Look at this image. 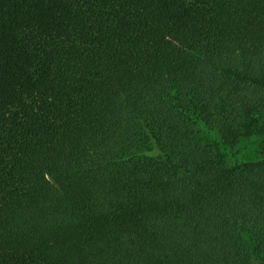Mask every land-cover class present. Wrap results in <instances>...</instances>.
I'll list each match as a JSON object with an SVG mask.
<instances>
[{"label":"trees","instance_id":"obj_1","mask_svg":"<svg viewBox=\"0 0 264 264\" xmlns=\"http://www.w3.org/2000/svg\"><path fill=\"white\" fill-rule=\"evenodd\" d=\"M0 264H264V0H0Z\"/></svg>","mask_w":264,"mask_h":264},{"label":"rangeland","instance_id":"obj_2","mask_svg":"<svg viewBox=\"0 0 264 264\" xmlns=\"http://www.w3.org/2000/svg\"><path fill=\"white\" fill-rule=\"evenodd\" d=\"M262 142V139H246L245 141H243L242 143H240L239 145L236 146V149H239V154L243 155V154H248L250 156H252L254 153H252V151H254L255 149H259L260 148V143ZM252 153V154H251Z\"/></svg>","mask_w":264,"mask_h":264}]
</instances>
